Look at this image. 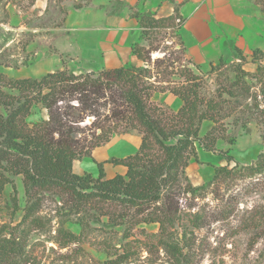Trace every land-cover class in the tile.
<instances>
[{"label": "trees", "instance_id": "16d2710c", "mask_svg": "<svg viewBox=\"0 0 264 264\" xmlns=\"http://www.w3.org/2000/svg\"><path fill=\"white\" fill-rule=\"evenodd\" d=\"M254 3L261 5L264 14V0ZM134 17L140 35L132 45V54L141 66L79 73L64 68L26 78L0 72V191L10 185L15 195L13 177L20 176L28 200L49 192L73 210L96 208L115 226L158 224L159 234L151 236L159 237L176 227L180 194L205 186H193L186 175L190 160L207 164L199 161L197 147L226 158V165L214 167L209 185L221 175L233 178L264 174V148L250 164L235 162L230 168L229 162L234 159L229 151L216 149L220 139L234 142L233 138L228 139L223 121L242 110L237 99L249 101V108L244 111L256 116L263 127L264 143V50H253L248 60L240 49L234 48L238 63L231 64L233 78L227 84L216 79V95L206 99L199 91L201 77L186 57L181 34L185 19L178 8L166 17ZM164 33L174 34L186 64L178 63L179 58L174 60L177 65H165L161 59L151 61L150 53L156 50L153 46ZM249 63L256 66L254 72L244 68ZM162 66L164 71H159ZM224 66V59L220 58L218 66L211 64L210 73L219 72ZM155 93H169L182 105L173 111L154 101ZM35 110L45 117L30 123ZM86 118L92 121L80 127ZM204 121L213 126L200 135ZM237 123L234 118L233 124ZM130 131L141 137L135 153L97 163L95 177L73 171L75 161L91 157L94 150L110 143L114 136ZM104 164L123 166L126 171L106 178ZM188 240L185 232L177 244L162 246L180 252L184 249L180 243ZM120 258L105 264H114Z\"/></svg>", "mask_w": 264, "mask_h": 264}, {"label": "rangeland", "instance_id": "374dc122", "mask_svg": "<svg viewBox=\"0 0 264 264\" xmlns=\"http://www.w3.org/2000/svg\"><path fill=\"white\" fill-rule=\"evenodd\" d=\"M45 2L43 7L36 8L34 0H0V72L13 78L40 77L64 68L75 73L96 72L124 62L112 52L80 46L78 32L66 27L64 14L56 8L62 1ZM63 5L68 12L67 4ZM260 11L261 5H257L252 23L264 28V14ZM159 40L153 46L156 50L150 53L152 62L161 59L165 65L185 63L174 34L164 33ZM234 48L233 43L228 44L223 55L225 66L219 72L210 73L208 65H200L197 70L189 65L200 73L202 97H215L216 79L227 84L233 78L231 64L238 63ZM177 58L178 63L174 62ZM214 64L218 66L217 61ZM244 68L254 72L256 66L249 63ZM167 69L169 72L170 68ZM235 102L242 110L223 121L228 139L233 138L234 142L221 139L216 142L217 150L229 151L233 157L229 168L235 162L250 164L264 148L263 127L256 116L244 111L249 108V101ZM158 103L168 106L166 102ZM44 117L43 112L35 110L29 122ZM234 118L238 121L235 125ZM91 121L86 118L80 127ZM212 126L210 121H204L200 135ZM140 139L135 131L116 135L91 157L75 161L73 171L95 177L97 163L135 153ZM201 151L197 147V154ZM212 153L218 159L216 165H226L224 156ZM110 166L104 164V169L115 168ZM189 173L192 177L189 181H196V171L191 168ZM13 182L15 195L10 185L0 191V264H105L117 257L121 258L114 264H264V174L233 178L221 175L203 189L181 193L176 227L159 237L151 236L159 234L158 224L115 226L96 208L73 210L49 192L28 200L22 178L13 177ZM185 232L189 240L180 243L181 247L184 245L182 251L162 246V243L177 244Z\"/></svg>", "mask_w": 264, "mask_h": 264}, {"label": "crops", "instance_id": "0c3cea01", "mask_svg": "<svg viewBox=\"0 0 264 264\" xmlns=\"http://www.w3.org/2000/svg\"><path fill=\"white\" fill-rule=\"evenodd\" d=\"M60 1L62 3L56 8L64 14L66 27L78 32L80 46L112 52L117 59L120 56L124 61L99 71L124 66H141L142 63L132 54V45L138 41L140 35L139 24L134 15L147 14L161 18L173 14L176 8L185 19L181 34L186 57L196 70L200 69V65H208L210 69L211 64L215 66V61L219 63L220 58L224 59L223 55L231 43L235 48L244 50L243 54L246 56L255 49L264 50V28L252 23L257 6L252 0L256 6L250 0H186L181 6L184 0ZM64 3L68 6V12ZM45 4V0H34L36 8ZM153 100L166 102L173 111H177L182 105L177 97L169 93L154 94ZM109 155L114 154L109 152ZM198 159L207 164H199L192 159L186 168L189 179L192 178L189 169L193 168L196 171L197 180L190 181L193 186L208 183L214 175V167L220 164L216 165L218 159L212 152L201 151ZM108 170L104 169L106 178L124 174L126 171L123 166L111 167L109 172Z\"/></svg>", "mask_w": 264, "mask_h": 264}]
</instances>
